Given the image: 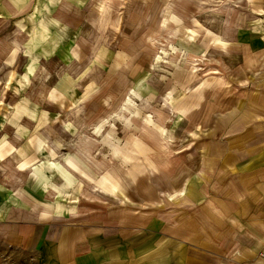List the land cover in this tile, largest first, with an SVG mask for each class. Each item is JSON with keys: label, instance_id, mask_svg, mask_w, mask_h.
Returning <instances> with one entry per match:
<instances>
[{"label": "crops", "instance_id": "1", "mask_svg": "<svg viewBox=\"0 0 264 264\" xmlns=\"http://www.w3.org/2000/svg\"><path fill=\"white\" fill-rule=\"evenodd\" d=\"M79 6V0H0V21L8 31L14 21L25 44L31 36L30 22L43 27L44 13L49 11L54 13L49 26L59 28L62 22H71ZM240 22L232 25L228 41L222 38L223 27L211 48L187 53V66L159 70L154 63L146 73L142 65L119 73L122 78L125 73L132 76L125 101H132L134 122L157 120V113L166 124L164 137L172 143L162 148L164 138L157 131L148 133L144 126L142 132L134 131L131 142L142 137L148 153L140 147L133 153L115 150L119 158L133 161L141 152L149 157H144L145 163L92 162L86 149L71 143L76 139L72 129L78 124L74 102L60 117L58 128L54 125H60L58 103H53L57 110L52 116L40 117L43 122L12 117L0 126V264L10 262L13 253L28 255L36 264H264V29ZM259 26H264L263 20ZM10 37L0 42L4 44L0 71L3 62L17 59L5 49L15 38L12 32ZM159 55L154 54L156 62L163 60ZM201 57L213 60L214 75L200 93L185 98V113L172 110L164 98H174L171 101L178 106L186 88L203 79L200 72L194 73L193 60ZM61 60L58 57L47 70L58 76L53 84L57 87L70 85L76 77L68 71L60 73ZM11 76L12 70L7 86ZM43 83L39 81L36 89L44 91ZM22 106L39 113L47 109L41 99L21 100ZM108 119L99 124L101 129ZM87 132L83 139H89ZM34 136L45 141L44 147L33 144ZM62 138L69 142L67 151L57 144ZM77 156L98 175L89 172ZM76 168L83 174L79 180L85 182L77 203L71 200L77 194ZM142 173H147L143 181L148 182L144 185L148 202L143 200L150 206L147 210H119L95 218L83 213L96 209L95 205H110L107 196L129 202L127 192L140 186Z\"/></svg>", "mask_w": 264, "mask_h": 264}, {"label": "rangeland", "instance_id": "2", "mask_svg": "<svg viewBox=\"0 0 264 264\" xmlns=\"http://www.w3.org/2000/svg\"><path fill=\"white\" fill-rule=\"evenodd\" d=\"M79 2L80 6L72 15L71 22H62V27L49 26L54 14L49 11L44 13L46 24L44 23L43 27H37L36 23L30 22L28 28L31 36L25 44L22 43L21 34L23 33L15 28L17 25L14 21L9 31L5 29L4 22L0 21V42L7 35L11 39L12 32V38L14 36L15 38L12 45H8L7 48L5 46V49L17 56L11 64L3 62L0 71V83L2 82L0 84V126L3 127L5 121L10 118L20 116L21 118L28 117L29 120L35 121V124L37 121L43 122L42 116L46 118L52 116L57 110L52 107L53 103L55 105L58 103L61 105V112H57L56 119L60 125L54 123L55 128H58L62 125L60 117L68 111V105L74 102L77 106L78 124L75 125L76 129H72L76 134V139L71 143H77V149H86L90 160L92 158V162L98 164L101 163V159H107L110 164H115L117 161L145 163V155H141V152H136L138 157L134 161L124 159V156L120 157L122 159H117L115 156L116 149H119L120 153L122 151L133 153V148L140 147L148 153L149 148L142 137H136L131 142L133 133L134 131L142 132L144 126L148 133L150 131L153 134L156 133V130L149 128L146 122L144 125L145 118L134 122L132 101L131 99L125 101L133 86L132 76L126 73L134 66L135 69L138 65L144 66L143 73H146L154 63L159 70L173 69L180 65L187 66L189 62L185 60L187 53L203 52L205 46L211 48L212 42L218 38L217 34L220 35L223 32V27L225 32L222 38L228 41L232 28H234L232 25H241L240 20L244 21L245 26L255 25L254 29L258 31L264 29V26H259L262 20L264 22V6L262 7L264 0H79ZM10 20L8 18V23ZM250 28H246L247 31H251ZM198 43L204 46L199 47ZM2 45L4 44L0 43V51ZM223 47L226 51V47ZM23 53H27L28 56L22 58ZM154 54L156 56L161 54L163 60L156 62ZM75 56L77 58L74 61ZM53 57H56L55 61ZM58 57H61L63 62L60 73L68 71L76 76L70 85L61 83L57 87L53 84L55 81L58 82V76L52 77L48 74L47 70L53 66ZM193 62L194 73L200 72L203 79L199 78L189 86L191 89L186 99L196 92L200 93L202 85H207L208 77L215 73L211 58H195ZM39 65V70L33 77V72ZM11 70L10 80L12 81L9 82L11 84L7 88V77ZM124 70L126 73L122 78L119 73H123ZM221 80L225 81V78L222 76ZM39 81L45 82L43 83L44 91L41 87L36 89ZM64 81L65 79L61 80V82ZM28 98L43 100L47 109H44V113H39L36 108L23 109L20 107L21 100ZM18 100L20 102L17 103ZM187 109L188 106H186V111ZM177 110L180 111L179 108ZM156 116L160 119L157 113ZM106 117L109 119L101 129L99 124ZM50 121L52 123L49 126L54 128L53 120ZM160 121L162 122L161 119ZM163 124L166 126L165 123ZM86 129L89 139H83ZM32 142L38 148L45 145V141L38 136H34ZM68 143V140L64 141L63 138L57 142L62 151L69 149ZM171 144L167 138L160 141L162 148H169ZM63 158L65 157L62 156L61 159ZM77 159L85 164L89 172L98 175L81 156H77ZM76 170V182H79V177L83 174L80 173L81 170L77 168ZM61 174L63 175L64 172ZM146 179L147 173H142L140 186L131 188L130 193L127 192L129 202L126 204L107 196L106 200L111 202L110 205H95L96 209L84 210L83 213H87L89 218H95L101 213L107 215V213L119 210L128 213L147 210L150 206L147 203L148 187L144 186L148 182H143ZM118 197L124 199V196ZM13 254L10 262L2 261V264H36V261L28 255Z\"/></svg>", "mask_w": 264, "mask_h": 264}, {"label": "bare ground", "instance_id": "3", "mask_svg": "<svg viewBox=\"0 0 264 264\" xmlns=\"http://www.w3.org/2000/svg\"><path fill=\"white\" fill-rule=\"evenodd\" d=\"M59 22V21H58ZM158 58H162V56H158ZM44 62H47V61H44ZM41 65H42V63H41ZM45 65V64H44ZM197 73V72H196ZM19 85V84H18ZM16 86V85H15ZM35 86V85H34ZM21 87V86H20ZM7 88H8V86H7ZM22 88H23V86H22ZM21 88V89H22ZM191 88L190 87H188V89L186 88V90H185V92L183 93V95H182V98L181 99H183V102H184V100H185V98H186V96H187V94H188V92H189V90H190ZM18 90V89H17ZM140 90V89H139ZM24 91V90H23ZM25 92V91H24ZM23 93V92H22ZM30 95V94H29ZM136 95V94H135ZM30 97H31V95H30ZM165 99V101L170 105V107L172 108V110H174V109H177V108H179L180 109V111H182V112H185L186 111V105H184V103H182L181 102V104L179 105V106H175L174 105V102H172L171 100H175V99H172V98H170V99H167V98H164ZM16 106V105H15ZM8 108V107H7ZM22 108H23V106H22ZM19 109H21L20 107H19ZM18 114H21V113H18ZM18 114H17V116H18ZM1 115V114H0ZM21 117V116H20ZM19 118V117H18ZM157 120H154L153 118L151 119H147L145 122H146V124H147V126H149V127H151L152 129H155L157 132H158V135H159V137H162V138H164L165 139V137H164V131H165V125L160 121V119H158V118H156ZM37 121V120H36ZM19 125V124H18ZM32 125V124H31ZM24 126V125H23ZM22 126V127H23ZM36 126V125H35ZM19 127H21V126H19ZM30 129V128H29ZM38 129H40V128H38ZM20 131V130H19ZM31 134H33V133H31ZM30 134V135H31ZM37 138V137H36ZM38 139V138H37ZM44 141V140H43ZM43 147V146H42ZM23 154V153H22ZM25 154H27V153H25ZM24 157V156H23ZM116 158H119V155H116ZM146 159H148L149 160V157L148 156H146L145 157ZM119 159H122V158H119ZM76 162H80V161H76ZM83 166V165H82ZM84 167V166H83ZM86 169V168H85ZM84 187H85V182L83 181V180H79V182H78V184H77V187H76V192H77V194L76 195H74L73 197H72V201L73 202H79V200H80V197H81V194H82V192H83V190H84ZM126 192V191H125ZM74 199H76V200H74ZM75 205V204H74Z\"/></svg>", "mask_w": 264, "mask_h": 264}, {"label": "built area", "instance_id": "4", "mask_svg": "<svg viewBox=\"0 0 264 264\" xmlns=\"http://www.w3.org/2000/svg\"><path fill=\"white\" fill-rule=\"evenodd\" d=\"M261 256H262V258H263V260H264V252L261 253Z\"/></svg>", "mask_w": 264, "mask_h": 264}]
</instances>
